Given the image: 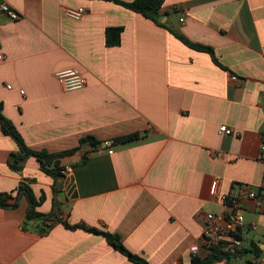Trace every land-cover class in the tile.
Returning <instances> with one entry per match:
<instances>
[{
	"label": "crops",
	"instance_id": "0c3cea01",
	"mask_svg": "<svg viewBox=\"0 0 264 264\" xmlns=\"http://www.w3.org/2000/svg\"><path fill=\"white\" fill-rule=\"evenodd\" d=\"M0 2L21 14L0 11L4 114L32 149L77 148L61 159L55 192L35 157L19 171L9 167L18 145L0 127V192L14 202L25 180L37 200L44 196L36 210L50 216L28 219L24 194L0 207V264H143L64 221L118 234L149 264H193L220 241L230 255L207 264L264 259V207L244 190L231 202L243 187L264 194V0H166L161 23L113 0ZM78 6L82 19L65 15ZM109 27L122 28L119 44H107ZM174 32L210 46L218 62ZM72 67L87 83L67 91L55 73ZM88 135L96 147L80 145ZM208 213L219 227L210 245ZM233 213L243 225L230 222Z\"/></svg>",
	"mask_w": 264,
	"mask_h": 264
},
{
	"label": "trees",
	"instance_id": "16d2710c",
	"mask_svg": "<svg viewBox=\"0 0 264 264\" xmlns=\"http://www.w3.org/2000/svg\"><path fill=\"white\" fill-rule=\"evenodd\" d=\"M116 3L122 4L123 6L139 12L143 14L144 16L151 18L152 20L161 23L159 21L160 17V10L166 0H132V1H122V0H113ZM122 31L121 27H109L107 29V44L108 45H115L120 43V32ZM174 34L184 41L186 44L189 46L199 49V50H204L209 52L214 60L218 62L217 58L215 57L214 50L210 46L202 45V44H197L189 41L186 39L183 35L174 32ZM4 104L2 101H0V127L2 132L5 135H8L12 137L17 145H18V151L13 152L10 154L8 158V165L9 167L14 170V171H19L24 167V164L26 160L29 157H35L41 166V169L52 176L55 180L54 184V191H58V180L65 177V166L61 164V159L66 156L74 153L77 148L69 149V150H64L60 152H49L46 149L42 150H35L29 147L24 140L22 134L16 127V125L13 123V121L8 118L3 111ZM138 137V133H133L130 135H126L123 137H118L116 140L126 142L133 140ZM115 141V140H114ZM99 141H97L93 136H85L80 139V145L83 144H91L94 147L98 145ZM24 194L27 196L29 200V207L27 211V218L28 219H33V218H50L49 215H45L43 213H40L36 210V206L40 203V201L43 199V195L40 198L41 200H37L29 183L25 180L21 181L18 189H17V194L14 202H10L9 199L12 198L11 193L8 192H0V207H14L18 204L19 197ZM54 219H57V216L55 213H53ZM64 225L70 229H76V228H83L87 231H91L97 234L103 235L106 240L115 248L120 250L122 253L127 255L130 260L134 261L135 263H143V264H149L146 260L140 258L136 254L132 253L129 249L126 248L124 243L122 242L120 236L118 234L109 232V231H104L100 230L96 227H90L86 226L84 224H70L68 221L63 222ZM224 246L221 244V241L214 244L212 246V251L211 253L201 259L197 256H195L192 260L193 264H207L211 263L214 261H217L223 257L229 256L230 252L229 250H225L223 248ZM258 255V254H257ZM255 255V256H257Z\"/></svg>",
	"mask_w": 264,
	"mask_h": 264
},
{
	"label": "built area",
	"instance_id": "2783aa9c",
	"mask_svg": "<svg viewBox=\"0 0 264 264\" xmlns=\"http://www.w3.org/2000/svg\"><path fill=\"white\" fill-rule=\"evenodd\" d=\"M0 11L5 13L10 19L17 20L21 17V14L16 10L15 7L10 5L6 2H0ZM64 13L66 16L74 19V20H80L86 13V9L83 6L78 7H67L64 10ZM55 76L59 83L62 85V87L67 90H77L82 89L85 87L87 83V79L82 73V71L78 68L72 67L64 70L57 71L55 73ZM236 76H233L232 79H236ZM9 88H11V85H7ZM21 92H24L21 90ZM220 131L222 133H225L227 135H230L233 133V130L228 127L227 125L220 126ZM114 139H110L106 141V150L109 154H112L114 152ZM260 156L264 159V144L261 146L260 150ZM216 184V183H215ZM244 190V192L247 194L248 198L253 201L254 205L258 208L264 207V194L256 193L255 191L249 190L245 187L239 188V190L236 191L234 195L231 197V202L233 204H236L238 202V197L241 194V192ZM227 199V198H226ZM230 222L233 223L236 226H240L244 224V217L242 213H233L230 214ZM255 228L256 226L253 225ZM218 224L216 222V217L213 213H208L206 215V222L204 227V243L207 245L211 244V239L215 238L218 232ZM199 251V246L194 245L192 247V252L194 254H197ZM252 262L254 264H264V259L260 258H252Z\"/></svg>",
	"mask_w": 264,
	"mask_h": 264
},
{
	"label": "water",
	"instance_id": "95a60500",
	"mask_svg": "<svg viewBox=\"0 0 264 264\" xmlns=\"http://www.w3.org/2000/svg\"><path fill=\"white\" fill-rule=\"evenodd\" d=\"M65 181H66V183L68 184V181H69V180H68V179H66ZM71 192H73V189L71 190ZM74 194H75V195H74ZM73 195H74V196H76V192H75V193H73ZM41 231H45V229H42Z\"/></svg>",
	"mask_w": 264,
	"mask_h": 264
}]
</instances>
